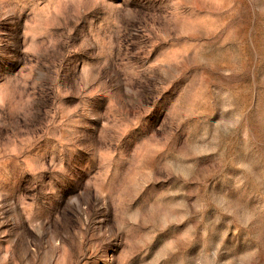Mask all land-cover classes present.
I'll return each mask as SVG.
<instances>
[{
	"label": "rangeland",
	"instance_id": "374dc122",
	"mask_svg": "<svg viewBox=\"0 0 264 264\" xmlns=\"http://www.w3.org/2000/svg\"><path fill=\"white\" fill-rule=\"evenodd\" d=\"M0 264H264V0H0Z\"/></svg>",
	"mask_w": 264,
	"mask_h": 264
}]
</instances>
